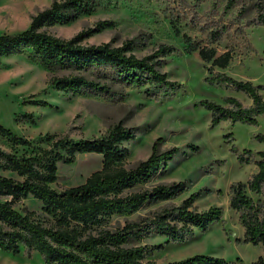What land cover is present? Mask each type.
Returning <instances> with one entry per match:
<instances>
[{
  "label": "trees",
  "instance_id": "trees-1",
  "mask_svg": "<svg viewBox=\"0 0 264 264\" xmlns=\"http://www.w3.org/2000/svg\"><path fill=\"white\" fill-rule=\"evenodd\" d=\"M166 7L175 25L185 20L200 36L181 34L187 54L197 52L205 63L208 77L205 82L226 90L244 93L250 100L245 105L235 97H226L223 103L201 100L196 108L211 113L210 127L224 122L257 126L264 117V86L239 81L224 70L235 54L254 53L246 29H264V0H155ZM101 0H54L52 5L38 13L29 29L0 36V57L29 55L50 72L68 71L69 76L53 78L50 85L74 96H99L108 101L122 98L123 89H146V95L156 100H167L183 86L168 79L160 70L158 57L176 50L162 45L155 55L139 58L133 54L134 40L121 47L110 43L98 46L83 45L94 30L82 32L70 40H61L46 31V25L69 24L82 15L96 10ZM207 5L206 9H202ZM221 9V11H219ZM236 10L234 19L225 17ZM244 21V22H243ZM233 33L231 34V32ZM226 38L229 43L223 53L218 46ZM20 121L35 123L32 115L21 116ZM0 135L15 147L31 150L30 156L18 155L0 148V162L23 180L0 175V250L32 258L41 254L45 264H157L155 252L164 245L142 244L152 235L165 237L168 243L185 242L196 231L208 228L223 219V209L213 207L199 212L195 203L200 192L193 193L179 204L172 201L186 190L185 183L149 185L153 178L166 172L168 164L180 153L178 147L159 149V139L152 154L135 167H122L130 155L124 146L136 137V130L119 124L102 137L76 141L68 135L50 134L30 140L14 135L0 125ZM264 143V134L255 137ZM232 143V137L230 136ZM45 145V146H43ZM197 153L199 148L193 146ZM231 151L242 165L255 164L257 172L247 182H236L229 189V208L236 212L244 229L237 244L262 247V255L252 264H264V199L255 201L249 193L264 196V151L255 155L235 146ZM98 154L103 167L93 173L84 184L57 192L51 188L58 179V165H72L79 155ZM256 157L258 160H256ZM32 196L42 203L43 223L34 219L36 213L25 215L15 210L21 201ZM156 210L124 226H112L114 216H133L146 207L162 204ZM239 262V261H238ZM223 258L194 255L167 264H237Z\"/></svg>",
  "mask_w": 264,
  "mask_h": 264
},
{
  "label": "rangeland",
  "instance_id": "rangeland-1",
  "mask_svg": "<svg viewBox=\"0 0 264 264\" xmlns=\"http://www.w3.org/2000/svg\"><path fill=\"white\" fill-rule=\"evenodd\" d=\"M53 1L0 0V36L29 29L33 18L48 9ZM101 1L100 6L90 14L82 15L69 24L46 25L43 31L61 40H70L82 32L94 30L82 42L87 46L110 43L113 47H121L134 40L133 54L139 58L155 55L162 45L172 46L176 50L173 54L158 57L157 60L160 61V70L166 73L169 80L181 84L182 90L164 101L148 97L147 88L123 89L122 98L116 101L99 96H74L50 85L51 79L69 76L70 72H50L29 52L4 56L0 57V125L14 135L30 140L50 133L68 135L79 141L105 136L112 128L122 124L136 130V137L124 143L130 151L122 164L126 169L148 159L159 139H162L159 145L161 151L178 147L180 153L168 164L166 172L153 178L149 185L183 182L186 190L172 203L179 204L193 193L200 192L195 208L203 212L220 207L224 211L223 219L212 224L206 232L196 231L185 242L168 243L165 237L152 235L142 244L164 245L153 256L157 264L198 254L223 258L228 262L239 261L237 264H252L262 255V247L236 243L237 239L243 238L244 229L236 212L229 208V189L233 183L247 182L258 169L254 163L240 164L231 149L235 146L240 151L248 150L255 155L264 151V143L255 139L257 135L264 134V117L259 118L257 126L224 122L216 128L210 127L211 113L195 107L201 100L223 103L224 98L235 97L245 105H250L251 100L242 92L205 82L208 77L205 63L197 52L187 54L181 39L182 33L196 37L200 36L199 32L192 26H186L182 19L176 24L179 34L170 12L155 0ZM206 8L207 5H203L202 9ZM235 16L236 10H233L225 21H232ZM246 32L254 53L248 56L235 54L224 72L236 80L264 86V29L247 27ZM228 43L229 38H226L218 46L220 54ZM262 94L264 96V91ZM23 115H32L35 123L20 121ZM193 146L199 148L197 153L191 151ZM0 148L18 155L31 154L26 147L12 148L9 140L1 135ZM102 167L101 155H79L72 165H58L59 179L51 188L61 192L80 186ZM0 175L23 180L17 173L4 170L1 162ZM249 195L255 201L264 199V196L253 193ZM160 205L163 203L146 207L129 218L114 216L112 226H124L127 221L137 220ZM15 210L23 215L34 212V219L45 223L42 203L32 196L18 203ZM0 264L45 263L38 252L28 258L24 252L14 254L0 250Z\"/></svg>",
  "mask_w": 264,
  "mask_h": 264
}]
</instances>
